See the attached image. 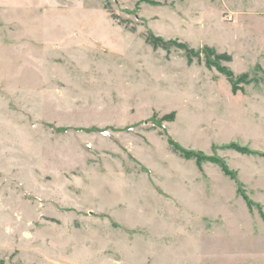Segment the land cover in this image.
Masks as SVG:
<instances>
[{"label":"rangeland","instance_id":"obj_1","mask_svg":"<svg viewBox=\"0 0 264 264\" xmlns=\"http://www.w3.org/2000/svg\"><path fill=\"white\" fill-rule=\"evenodd\" d=\"M261 71L264 0H0V262L264 264Z\"/></svg>","mask_w":264,"mask_h":264},{"label":"crops","instance_id":"obj_2","mask_svg":"<svg viewBox=\"0 0 264 264\" xmlns=\"http://www.w3.org/2000/svg\"><path fill=\"white\" fill-rule=\"evenodd\" d=\"M16 49H17V45H16ZM28 51L29 50H11L12 53L16 52V53H21L23 55H24V53L27 54ZM3 87H7L4 90L9 95V97L12 98V101L14 103L18 104V106L16 107V110H10L9 108H6V109L3 108L4 107V98H2V95H1V91H2ZM27 95H28L27 93H23V96H22L23 98L19 97L18 93L16 92V89L10 88V86L8 84L6 85L3 83L2 80H0V112L1 113L2 112L10 113V116L12 119H14V117H13L14 115L17 116L18 114L23 115V118L25 117L27 119H30V118L33 119V117L30 116L29 112L27 111L28 109H30V105H26V101H25V98L27 97ZM49 96H50L49 91L41 94L42 102H46V105H48V106H50ZM28 97H29V95H28ZM187 98H188V96H187ZM36 119H40V118H36ZM12 165L15 166V163L11 162V166Z\"/></svg>","mask_w":264,"mask_h":264},{"label":"trees","instance_id":"obj_3","mask_svg":"<svg viewBox=\"0 0 264 264\" xmlns=\"http://www.w3.org/2000/svg\"><path fill=\"white\" fill-rule=\"evenodd\" d=\"M155 41H157L158 42V44L159 43H164L162 40H160V39H155ZM155 45H157V44H155ZM206 51H209V53H211V50H206ZM188 53H190V52H188ZM215 54V53H214ZM220 60H229V58L227 57V56H225V55H215V61L213 62V64H215L216 66H218L217 64H216V62H218V61H220ZM218 69L220 70V71H225L224 73H225V75L228 77V79L230 80V82L232 83V85L234 86V84H236V82L234 81V78H233V75L229 72V71H226V70H224L223 68H220V67H218ZM257 72H258V70H257ZM262 72V71H261ZM263 74H264V72H262ZM264 76V75H263ZM245 77H241V78H239L237 81H241L242 79H244ZM182 152L183 153H186L185 151H183L182 150ZM223 166V165H222ZM223 169H224V171L227 173V174H230L229 172H228V170H227V168L225 167V166H223ZM243 198H244V200L246 201V203H247V205L250 207L251 205H252V203L246 198V196H243ZM263 217V219H264V216H262ZM0 264H2L1 262H0Z\"/></svg>","mask_w":264,"mask_h":264}]
</instances>
